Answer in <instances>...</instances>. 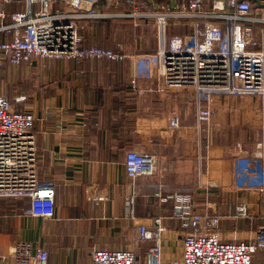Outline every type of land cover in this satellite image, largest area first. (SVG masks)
<instances>
[{
    "label": "crops",
    "instance_id": "obj_1",
    "mask_svg": "<svg viewBox=\"0 0 264 264\" xmlns=\"http://www.w3.org/2000/svg\"><path fill=\"white\" fill-rule=\"evenodd\" d=\"M112 20L96 22L87 43L105 46L102 30ZM135 36L147 37L138 31ZM156 48L146 51L137 43L128 48L125 61L6 64L0 93L12 100L23 96L19 106L37 117L39 171L55 181L56 212L53 218L32 216L26 213L28 199L1 198L0 264H17L11 249L20 241L47 250L48 264H92L96 248L135 249L144 259L153 241L138 240L137 226L156 215L163 217V261L181 260L184 229L173 216L172 203L162 202L157 192L191 193L201 213L220 217L221 231L264 225V190L257 189V179L251 182L254 187L240 188L234 165L237 154L254 152L258 143L255 134L251 142L244 139L248 126L240 115L258 110L239 106L232 119L221 96L219 112L199 125L193 99L166 91L157 77L142 78V93L135 92L130 80L136 58L151 56ZM175 116L178 126L171 122ZM132 148L158 158L156 172L139 177L135 185L124 163ZM238 204H246L250 215L236 216ZM256 256L264 264V251Z\"/></svg>",
    "mask_w": 264,
    "mask_h": 264
},
{
    "label": "built area",
    "instance_id": "obj_2",
    "mask_svg": "<svg viewBox=\"0 0 264 264\" xmlns=\"http://www.w3.org/2000/svg\"><path fill=\"white\" fill-rule=\"evenodd\" d=\"M131 20L134 26H153L156 52L140 55L130 82L142 93L140 80L157 77L170 93L189 95L195 102L199 125L219 112L216 100L247 95L264 98V0H0V81L7 63L20 66L36 60L82 63L87 59L125 61L127 48L90 45L87 30L108 19ZM0 93V199H28L26 213L44 219L56 212L55 181L39 171L36 115ZM233 119L239 112L231 105ZM174 126L179 118H172ZM128 177L156 172L155 154L129 149L125 155ZM234 165L238 186L264 190V138L250 154H237ZM171 202L173 216L185 235L183 256L164 262L161 235L163 217L154 216L137 226L138 240L153 241L139 259L135 249L92 251V264H254L264 251V225L257 230L221 231L220 217L201 213L189 192H157ZM236 216H249L238 204ZM17 264H48V251L17 242L11 249Z\"/></svg>",
    "mask_w": 264,
    "mask_h": 264
},
{
    "label": "rangeland",
    "instance_id": "obj_3",
    "mask_svg": "<svg viewBox=\"0 0 264 264\" xmlns=\"http://www.w3.org/2000/svg\"><path fill=\"white\" fill-rule=\"evenodd\" d=\"M106 26L107 29L102 30L103 32L102 37L104 38V40L107 41L106 43H103L105 46L116 47L118 44H122L124 47L127 48V50L128 48L130 50L131 48L136 47L137 43L139 44L140 42H142L143 50L146 51L153 50L157 46V39L154 35V31H155L154 27L144 26V27L136 28L132 24L118 19H113L111 22H106ZM89 29L87 30V33ZM136 31H138V33H145L147 37L140 40L139 37L135 36ZM222 98H223L222 102L224 104H227L228 106L237 105L238 107L239 106L247 107V109L245 110H251V108L253 110L255 109L258 110L256 113H253V115L252 113L249 114L248 112L246 115L241 114L240 121L243 123L245 120L247 124L244 126H248V127H244V131L246 132L244 139H247L248 141L251 142L252 137L255 134V137L258 138V141L262 140L264 137V128L262 123V121H264V101H262L260 97H255L254 99H252V97L247 95L237 96L235 98L224 96ZM257 117H260L258 119L260 123L259 126L257 124ZM253 129H256V133L253 132ZM248 132H250V134ZM257 256H256L255 264L260 263L257 261L258 259Z\"/></svg>",
    "mask_w": 264,
    "mask_h": 264
}]
</instances>
